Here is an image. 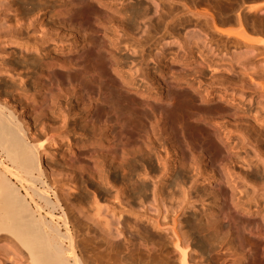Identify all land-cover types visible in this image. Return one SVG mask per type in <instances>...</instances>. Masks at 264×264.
Listing matches in <instances>:
<instances>
[{
  "label": "bare ground",
  "instance_id": "6f19581e",
  "mask_svg": "<svg viewBox=\"0 0 264 264\" xmlns=\"http://www.w3.org/2000/svg\"><path fill=\"white\" fill-rule=\"evenodd\" d=\"M160 1H153L154 7L147 0L133 2L135 7L116 0L0 2V8L13 6L16 11L5 15L0 24V41L10 47L23 45L28 49L49 38L41 32L39 38L29 39L37 29L30 33L31 24L25 20L34 11L48 19H41L39 29L50 25L66 36L53 38L56 43L41 48L36 56L25 55L17 61L8 56L14 49H3L7 58H0L2 64L15 63L32 73L35 92L42 97L41 104L53 106V116H58L60 109L68 113L71 101L80 113L78 137L61 146L57 156L47 158L46 145L36 140L31 124L41 104H29L27 112L19 100L25 103L29 97L28 84L0 77L3 94L19 91V100L0 95V264H264V122H220L240 119L239 103L221 92L188 83L200 102L218 106L211 114L208 110L211 117L205 119L193 112L191 101L172 89L160 72L154 76L160 88L153 100L145 98L147 92L139 87L134 91L141 107L137 112L144 122H126L121 96L107 94L100 87L96 91L87 88L84 78H96L102 84V72L108 68L117 86L127 92L125 70L115 52L121 39L113 38L111 32L138 14L143 16L153 8L156 12L162 7ZM163 1L168 3L164 13L175 12L173 16H177L180 11L174 3L181 1L180 7L186 9L181 14L198 18L204 14L192 8L199 1L206 2L215 10L206 11L210 17L204 22L206 27L210 24L216 31L238 38L234 44L242 42L249 52L253 50L252 55L263 60L262 68L253 73L264 76V0ZM260 11L262 16L254 19L253 13ZM246 13L254 19L250 18V23ZM162 16L159 11V20L152 28L165 22ZM217 18L226 28L217 25ZM171 30L174 35L175 29ZM194 30L185 34L169 56L163 51L157 54L165 70L176 73L189 65L206 64L201 49L196 55L202 36ZM85 53L84 64L80 60ZM100 55L103 61L95 59ZM72 71L77 76L72 77ZM0 75H4L2 71ZM72 82L76 88L70 97L51 98L52 86L60 89ZM260 85L264 93V85ZM175 100L182 101L181 109L174 108ZM57 170L71 179L64 193ZM155 177L158 184L152 189V199L164 204L162 219L158 215L161 208L151 218L145 210H134L128 200L147 198L150 188L146 179ZM80 178L96 183L101 193L110 196L112 219L95 198L78 205L80 218L73 215L67 200L72 193L69 190H77ZM121 213L137 220L144 217L149 225L137 222L133 226L136 230L127 232L126 226L131 224L126 217L119 220ZM116 215L117 221L113 218Z\"/></svg>",
  "mask_w": 264,
  "mask_h": 264
},
{
  "label": "rangeland",
  "instance_id": "374dc122",
  "mask_svg": "<svg viewBox=\"0 0 264 264\" xmlns=\"http://www.w3.org/2000/svg\"><path fill=\"white\" fill-rule=\"evenodd\" d=\"M1 1L4 2L5 0H0V2ZM33 1L35 2V4H38L39 2V0H36V1L33 0ZM44 1H48V0H44ZM116 1L119 2V4H127L128 6L135 7L136 4L133 2H137L139 0H136V1L116 0ZM147 1L154 7V2H158L160 0H147ZM161 1H160V5L162 7L158 8L160 11V15L161 16L163 15L162 17H166V15H171V14L172 15L166 17L165 22L163 21L159 22V24L156 25L155 29L152 28L151 25L156 24L158 22L159 11L157 9L158 12L157 11L154 12L153 11L154 8H153L151 11L145 14L146 16L145 15L141 16L140 14H138L135 18H133V20H131L132 22L131 21L129 22L130 24L128 23L126 25H123L124 27L120 26L112 30L111 32L113 38L121 39L120 40L121 42L118 44L117 49H115V52L118 55V59L121 62V65L123 66L125 70L124 75L126 76V80L128 82L127 92L123 91V89L117 86V80L115 76L111 73L110 69L108 68L107 69L105 68L102 72L104 74L103 76L104 80L102 84H100L96 78H92V80H89L88 78H84V80L88 82L87 88H90L89 89L90 91H96L97 90L96 87H100V90L106 92L107 94H110V95L113 94L114 96H121L126 106V108L124 109L126 116H127L126 122H144V118L142 117L140 118L139 116L140 113L137 112L138 108H141V107L137 104L139 98L134 94V91H135V88L139 87L144 92H147L145 93V98H148L149 100H153L152 98L154 95H156L158 91L157 89L160 88L158 84L156 83L154 76L158 75V73L160 72L161 75L163 76V79L165 78L164 80H166L169 84L172 85V89L174 90L176 89L177 92L179 91L183 92V94L186 95V99L191 101L193 112L195 111L199 112V114L205 119L209 120V117H211L209 116V114L212 113L211 111L215 109V107L216 109H218V106H216L214 102H200L197 96L195 95V91H193L191 88H188L189 87L188 83H192L194 86L198 85L200 86V88L206 89L207 91H211L214 93L221 92V94H224L225 96L227 95L226 96L227 98H234L235 101L239 103L238 115H240L241 118L235 121L231 120L230 118H224V119L219 120L220 122H264V93L260 85L261 83L262 85H264V76L261 75L262 77H260V75H255L253 73L255 72L257 68H260V67L262 68L263 60H261L260 58L258 59V57H254V55H252L253 50H251L252 52H249V48H247L244 43L241 44L242 43L241 41H240L241 43L234 44L233 42H236L238 38L236 40L235 37L232 35H227L225 33H220L216 31L213 28V26L210 25L209 23H208L209 28L206 27L204 22H206L207 19L210 21V17L207 16L208 13L206 11L207 10L208 12L212 11L211 13H213L214 11L215 13V10L210 9L211 7L208 4H206V2L203 3V1H199L200 5L197 3L198 6L192 8L193 12H201V14H204L203 16H199L198 18V16L190 15L189 13H188L189 17L187 16V14H181L183 10H186V9H183L185 8L184 6H182V8L180 7V5H183L181 1L174 3L175 4L174 7H176L177 11H180V13H178L179 16L178 15L173 16V13L175 12L171 14L164 13L165 10L168 9L166 8V6H168L167 5L168 3L167 1H163V0ZM163 5L165 6L163 7ZM243 10H244V6H243ZM204 11L207 14L204 13ZM15 12L16 11L13 8V6L1 7L0 8V24L4 23L5 15H11ZM35 12L36 11H34L28 17L26 16L27 20H25L26 22H29L31 24L29 27L30 33H32V31H34L35 29H37V31H35L34 34L30 35L31 37H29V39L33 41L34 40L33 38L35 37L39 38L41 36V32H43L44 34H47L49 38L41 42V45L36 46V47L32 46V47H29L28 49L26 46H23V45H21L20 47L16 45H14L13 47V45H11L10 47V45H7L5 42L0 41V58L1 57L7 58V55L5 54V52H3V49L10 51L11 48L14 49V52L12 53L13 55L11 56V54H9L8 56H10L12 59L15 58L14 60L16 61L19 60L20 58L22 59L25 55L26 56L27 55L36 56V54L39 53V50H41V48H44V47L49 48V47H52L53 44L56 43L57 39L55 41L53 38L55 37L57 38L58 36L60 38H66L65 33L56 27L43 24L44 25L43 28L39 29L38 25L41 19H44L45 21H47L48 19H46V16L44 15L40 16L41 12H38V13H35ZM256 13L257 12H254L253 16L251 13H249V15H251L252 17H255L254 19H256V17L259 18L263 14L262 11L258 12V13H261V15L258 13L256 14ZM254 14H256V16H254ZM249 15L247 14L248 17ZM252 17H249V20H248L249 23L251 22L250 18ZM258 18L256 20H258ZM184 19H186V21ZM256 20L254 22H256ZM188 21L189 23L187 24ZM218 21L219 19L217 18L216 23L218 26L226 28L227 25L221 24ZM166 22H167V25H166ZM231 24H234V23H231ZM231 24L229 25V28H231ZM235 26L236 25L234 24V27ZM172 28L175 29L176 31V32L174 31L175 32L174 35H172L173 33L171 34V32L173 31L171 30ZM231 29H234V28H231ZM191 30L196 31L199 34L201 33L200 36L202 37H200V41L198 42L199 49L197 48L196 55L200 54V52L198 51H200L201 49V51L203 52L202 57L205 58L204 63L206 64L200 67H196V68L193 67L192 65H189L183 68L182 70L177 71L176 73H170L169 71L165 70L166 67L163 63L164 61L158 57L156 59V56L162 51L165 52L167 56H169V52L172 49L175 50L177 46L183 41L185 34L187 32H190ZM176 33H178V35ZM239 44H241L242 46ZM238 45L240 46L239 48H238ZM34 48L36 51L34 50ZM167 49L169 51H166ZM245 50H247L248 53L245 52ZM101 52H102V49H101ZM237 52L242 55H239ZM243 52L245 55H249V57L247 56L248 58L244 57L246 60L243 58L241 59V56L243 57L244 55ZM235 55L239 57H236ZM82 57L83 58L80 61L85 64L86 59H87L86 53L83 54ZM95 59L99 61H103V56L102 55L98 57L96 56ZM0 63H1L0 72L2 71L4 74V75H0V77H2L1 79H7L8 76H11L12 77L11 82L16 81L15 83H17V81H20V82L24 81L28 84L27 88L29 87V90H28L29 97L27 96L28 98L25 100L26 104L23 102L22 99L19 100V96L17 95L19 91L18 92L17 91H14V92L6 91V93L3 94V96L7 95L6 96L7 98L19 100V103H22L23 106H26L24 107V110L26 111L30 110L31 108L30 106H32V104H41L40 99L42 97L39 96L37 92H35V88L32 85V80H33L32 73L27 72V70H25L21 65H18L15 63L7 64L5 66L2 64L1 59H0ZM75 73L76 72L72 71L71 73L72 77L77 76V73L76 75ZM72 83L73 84L71 85L64 83L60 89H56L54 86H52V89H51L52 91H50L52 95L51 98L54 101H56V100H63L67 97H70V94L76 88L74 82ZM32 93H34V97H31ZM30 99H33L34 101ZM44 105L45 104H41V108H38L35 116L31 117L32 119L31 124L33 126L36 140L44 141L46 145V149L44 150L45 156H47L48 158L49 156H52V155L57 156L58 149L61 146L65 147L68 140L78 137V133H79L78 122L80 120L79 118L80 113H79L78 107L75 106V103L73 101H71L70 103V108L68 110V113H64L63 109H60L59 110L60 114L58 116H53L51 114L52 113L51 107H53L52 105L48 108ZM154 106H155L156 113H158V110H157L158 106H156L155 104ZM182 106H183L182 101L175 100L174 102L175 109H181ZM219 108L221 109L220 106ZM259 109L261 110L259 111ZM208 110H209V114H208ZM200 112L201 113L203 112L204 114L202 113L203 114L202 115ZM149 117L152 120L155 119L151 115H149ZM39 119L42 120V122H40ZM194 122H197V121H194ZM41 130L43 131L41 132ZM235 141H237L236 138H234V142ZM155 166L158 169L159 167L158 163L156 164L155 162ZM236 168L238 169V166ZM140 169L141 167L139 168V171H143L142 169L141 170ZM248 169L251 170V168H248ZM56 172L59 173L57 177L59 178L61 177L62 179L61 189L64 193L65 191H68V186L71 185L70 176L67 177V174L62 173L61 170L60 171L57 170ZM146 172L148 171L146 170ZM156 174L157 172H155L154 175ZM145 183L149 185V188H150L149 192H147L148 197L145 199L135 198V197L129 198L128 199L129 205H131V207H133L134 210H138L140 212L145 210L147 214L150 213L151 218L155 217L157 213L159 212L158 215L160 219H162V216L165 213L163 211L164 204L159 201L160 199L157 200L156 202H154L152 199L153 197L152 189L155 185L158 184L157 178L156 177L152 179L147 178ZM76 185H77L76 186L77 190H74V191L69 190L72 193L70 192L71 195L69 196L67 200V203L70 204V206L72 205L71 209H72L73 215H75L77 218H80L81 214L78 212L77 207L84 205L85 202H89L90 200H92V198H95L96 201L102 206L103 213L106 214L107 217L112 219L113 211L110 209L111 205L109 201L111 200H109L110 199L109 195L101 193L99 186L94 182H92L91 184L90 180L89 181L86 180L84 182V180L80 178V180L76 182ZM187 186H188V183H187ZM159 208H161L160 211H158ZM119 215L120 217H118V215L113 217L115 221H117V217L119 218V220H121L123 217H126L130 221V224L132 227L130 225L129 227L126 226L127 232L135 231L136 228H133V226L137 222L149 225L148 222L144 219V217L141 218L140 220H137L134 216H131V215H124L122 213ZM179 217L181 219L182 215H180ZM126 239L127 238L125 237L123 241L126 242ZM22 255L25 256V254H22Z\"/></svg>",
  "mask_w": 264,
  "mask_h": 264
},
{
  "label": "snow or ice",
  "instance_id": "6c2138e0",
  "mask_svg": "<svg viewBox=\"0 0 264 264\" xmlns=\"http://www.w3.org/2000/svg\"><path fill=\"white\" fill-rule=\"evenodd\" d=\"M7 79H8L9 81H11V80H12V77H11V76H8ZM3 87H4L3 83H0V95L3 94Z\"/></svg>",
  "mask_w": 264,
  "mask_h": 264
}]
</instances>
